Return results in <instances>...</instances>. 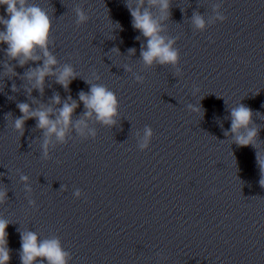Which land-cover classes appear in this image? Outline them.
<instances>
[{
    "label": "clouds",
    "instance_id": "1",
    "mask_svg": "<svg viewBox=\"0 0 264 264\" xmlns=\"http://www.w3.org/2000/svg\"><path fill=\"white\" fill-rule=\"evenodd\" d=\"M0 6H6L4 15H0V44H6L4 49L7 60L0 61L3 64L4 75L9 78L18 76L15 67L9 61H16V66L23 68L29 62L37 63L36 67H30L23 74L21 79L27 81L25 91L32 103L18 102L16 107L22 114L16 117L13 128L21 136L24 134L25 123L29 119H35L36 129L42 132L40 143L41 157L44 160L50 159V148H55L57 144L64 145L68 142L71 133L84 138H95L97 133L94 128L89 127V121L93 118L97 123L105 127H113L117 124L119 116V100L115 92L107 86L96 83L100 76L95 72L90 79L85 80L89 84V91H80L78 101L71 95L63 101L58 92L53 93L49 103L38 102L32 98L33 90L38 91L41 96L44 93L46 78L53 77L55 83L69 91V85L79 76L74 67L70 64L58 66L57 57L50 50L53 45L52 40V18L48 12L29 0H0ZM125 6L132 17V27L139 31L146 43L141 44L140 60L144 67L151 68L154 65L171 66L176 70L177 75L181 69L178 67L180 62L179 49L174 47L175 38L164 35L166 31L164 21L171 16V0H135L130 3L125 0ZM153 10L158 12L155 15ZM76 24L80 26L89 20L81 6L75 9ZM221 22L226 20V16L218 14L216 17ZM191 23L196 30L203 31L206 20L198 12L193 13ZM120 27V25L117 23ZM137 40L140 36L136 37ZM119 52V49H116ZM129 55H134L135 48L128 50ZM131 69L126 67V71ZM137 83H143L144 78L140 75L135 76ZM196 92L199 88L194 86ZM12 92L18 91L15 84L12 85ZM11 99V97H9ZM83 104L84 111L76 118V109ZM32 104H37L33 108ZM62 105V106H61ZM59 106V107H56ZM191 112L199 113L200 106L188 105ZM11 113L6 114V119L11 117ZM253 111L249 107L240 103L230 109V130H225L226 137L231 136L232 143L237 146L245 147L252 145L255 147L259 126L253 123ZM153 138V130L150 126H145L143 136L138 140L137 147L140 151L149 148ZM257 162L261 170L260 185L264 187V159L257 155ZM22 181H27V176H21ZM30 190V189H29ZM76 197L81 195L77 189L74 193ZM7 200V191H0V204ZM34 203V202H32ZM9 224L4 218H0V264H9L11 259L10 249L8 248L6 228ZM21 264H68L70 253L61 245L58 238L40 240L37 233L32 231L21 232Z\"/></svg>",
    "mask_w": 264,
    "mask_h": 264
}]
</instances>
